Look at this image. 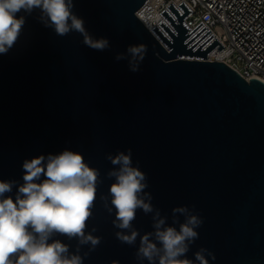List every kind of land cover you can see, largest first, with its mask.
<instances>
[{
    "label": "water",
    "instance_id": "water-1",
    "mask_svg": "<svg viewBox=\"0 0 264 264\" xmlns=\"http://www.w3.org/2000/svg\"><path fill=\"white\" fill-rule=\"evenodd\" d=\"M146 1L74 0L87 31L109 40L104 51L77 32L56 35L38 21L39 10L26 16L14 47L0 54V180L22 184L25 159L81 152L103 181L88 222L103 239L84 264H138L139 240L129 246L115 237L114 214L99 199L113 182L106 154L131 148L168 223L175 206L195 205L203 218L189 258L205 247L216 257L210 264H264V82L210 60L217 45L225 47L216 37L203 48L214 34L198 46L210 29L192 43L206 25L188 40L204 23L188 33L193 10L185 1L184 13L168 6L180 24L161 12L176 32L162 19L169 36L156 25L157 38L137 15ZM139 44L148 50L132 72L128 59L114 57ZM133 224L151 231V214L138 210ZM59 238L75 249V240Z\"/></svg>",
    "mask_w": 264,
    "mask_h": 264
},
{
    "label": "clouds",
    "instance_id": "clouds-1",
    "mask_svg": "<svg viewBox=\"0 0 264 264\" xmlns=\"http://www.w3.org/2000/svg\"><path fill=\"white\" fill-rule=\"evenodd\" d=\"M74 7V0H0V54L14 47L26 16L36 10L38 21L56 35L77 32L84 45L100 51L109 49V40L94 38ZM21 12L25 15H18ZM147 50L144 44L129 45L126 53H116L114 58L128 59L129 70L136 72ZM105 158L114 166L106 173L113 182L99 199L107 213L114 214L115 237L129 246H136L139 240L134 253L138 264H210L216 259L205 247L195 251L194 258L187 255L204 222L195 205L173 207L168 223L169 217L162 215L152 204L151 193L145 191L149 187L147 174L133 164L132 149L108 153ZM22 168V184L0 180V264H84L103 239L93 234L95 226L88 230L98 185L103 182L99 169L90 166L81 152L68 149L25 159ZM138 210L151 214V231L141 233L134 227ZM61 236L75 240V249ZM85 246L88 250L82 252ZM111 264L118 262L112 260Z\"/></svg>",
    "mask_w": 264,
    "mask_h": 264
},
{
    "label": "built area",
    "instance_id": "built-area-1",
    "mask_svg": "<svg viewBox=\"0 0 264 264\" xmlns=\"http://www.w3.org/2000/svg\"><path fill=\"white\" fill-rule=\"evenodd\" d=\"M182 1H185L193 10L185 19L191 27L188 33L202 21L204 23L188 40L206 25L208 28L192 43L210 29L211 33L198 46L212 34L215 36L203 48L216 37L225 46L220 51L218 48L220 44L217 45L210 52L215 53L214 56L209 58L208 55L210 60L225 62L247 81H250L251 78H258L264 82V0H147L137 15L141 20L147 19L148 15L153 16L152 20L149 22L145 20L144 23L157 38L159 37L152 30L156 25L169 36L159 24L162 19L174 32L176 30L161 12L166 8L176 19L175 21L180 24L177 21L179 18L172 13L168 6L174 2L178 9L184 13L178 6Z\"/></svg>",
    "mask_w": 264,
    "mask_h": 264
},
{
    "label": "bare ground",
    "instance_id": "bare-ground-1",
    "mask_svg": "<svg viewBox=\"0 0 264 264\" xmlns=\"http://www.w3.org/2000/svg\"><path fill=\"white\" fill-rule=\"evenodd\" d=\"M141 12V11H140ZM153 19V16H151V15H148L147 16V19H145L147 22H149L150 20H152ZM143 20V22H145V20L144 19H142ZM146 24V23H145ZM214 54L215 53H210L209 54V58H212L213 56H214Z\"/></svg>",
    "mask_w": 264,
    "mask_h": 264
}]
</instances>
